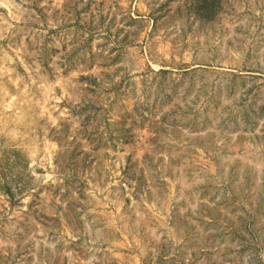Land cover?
Masks as SVG:
<instances>
[{"label":"rangeland","instance_id":"374dc122","mask_svg":"<svg viewBox=\"0 0 264 264\" xmlns=\"http://www.w3.org/2000/svg\"><path fill=\"white\" fill-rule=\"evenodd\" d=\"M0 264H264V0H0Z\"/></svg>","mask_w":264,"mask_h":264}]
</instances>
